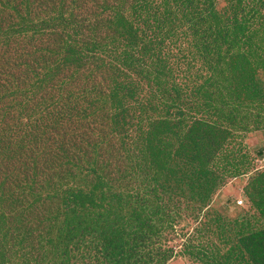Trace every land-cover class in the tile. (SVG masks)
<instances>
[{"label":"trees","instance_id":"trees-1","mask_svg":"<svg viewBox=\"0 0 264 264\" xmlns=\"http://www.w3.org/2000/svg\"><path fill=\"white\" fill-rule=\"evenodd\" d=\"M105 1L106 11L111 12L103 21L109 40L96 33L95 24L87 25L85 4L80 0H24L31 10L35 3L40 4L42 15L47 16L44 29L55 40L52 47L68 51L64 64L79 71L84 67L108 85L99 99L111 104L109 110L122 114L107 116L111 126H116L108 130L124 137L127 153L132 128H136V151L125 154L130 164L123 171L137 174L141 168L145 186L118 185L115 189L101 176L77 186L48 180L42 193H32V209L22 199L0 202L8 209L4 215L0 213V224L5 221L4 229L0 227V264H81L87 258L95 264H166L174 251L156 248V243L163 236L164 224L177 213L180 201L174 196L190 193L204 202L222 186L223 176L211 165L227 150H222L226 136L230 131L248 130L249 116H242L241 109L264 107L258 78L264 69V15L260 14L264 0H227L228 16L220 15L216 0ZM3 6V13L9 10L8 4ZM257 22L262 26V38ZM168 40L179 51L191 53L195 63L185 71L184 84L176 82L175 64H169L163 53ZM23 55L16 65L25 63L21 62ZM32 72L33 86L42 88L46 78L38 70ZM15 79L21 82L20 76L0 64V161L12 160L16 152L7 126L17 116L27 119L23 114L33 111L19 105L16 98L10 100L19 87L10 81ZM63 84L67 86L68 81ZM53 86L54 94L66 89ZM133 101L135 108L130 106ZM93 106V115L105 109L97 103ZM33 113L30 119L35 118ZM48 129H53L49 137L55 143L66 139H59V126L45 117L35 122L28 117L25 130L29 136L37 137ZM103 133L108 134L105 129ZM18 180V187L28 195L22 183L29 186V182L21 175ZM251 185L256 196L250 195V200L264 213V174ZM4 186L0 184V189ZM168 195L169 202L164 203ZM38 218L43 229L34 232L27 224ZM22 220L15 234V224ZM240 231L237 247L222 256L201 249L194 257L202 264H264V230ZM31 234L37 241L25 245Z\"/></svg>","mask_w":264,"mask_h":264},{"label":"rangeland","instance_id":"rangeland-1","mask_svg":"<svg viewBox=\"0 0 264 264\" xmlns=\"http://www.w3.org/2000/svg\"><path fill=\"white\" fill-rule=\"evenodd\" d=\"M80 1L85 4L83 12L88 19L87 25L95 24L96 33L107 38L105 35L109 36V31L103 25V21L111 16V12L106 11L107 1ZM113 1L108 0L110 3ZM4 4L9 5V10L4 13L0 11L2 22L0 64L8 72L12 71L21 77V82L16 79L10 80L19 86L17 94L10 100L16 98L23 108L33 110L23 114L25 118L29 117L30 121L35 122L40 117H45L50 124L55 127L58 125L59 139L62 140V137L66 139L57 141L56 144L53 137L52 139L49 137L53 129L43 130L37 137L29 136L25 130L27 119L19 116L9 123L8 138L15 143L16 152L12 160L0 161V184H5L0 189V202L3 204L7 199H22L32 209V193H42L48 180L69 181L77 186L80 182L85 183L87 179L93 180L96 176H101L115 189L118 185L123 188H143L146 175L141 168H137V174L123 171L130 164L126 162V155H132L136 151L133 145L136 128H132L133 136L130 138V150L127 153L124 150V137L116 136L113 132L110 134L108 130L110 128L114 130L116 126H111L107 116L122 114L109 110L111 104L99 99L100 94L108 90L103 78H98L96 73L89 74L84 67L79 71L64 64L68 51L52 47L51 43L55 40L53 36L48 38L50 31L44 29L47 16L42 15L39 3H35L34 10H31L24 0H0V10H6ZM215 5L220 15L228 16L231 13L229 6L225 8L228 5L227 0H216ZM78 14L79 19L83 21L82 11ZM260 14L264 15V7L260 8ZM38 16L41 18L38 19ZM256 28L259 29L262 38L260 22H257ZM18 31H21L22 35ZM61 31L62 28L59 34ZM154 40L158 41L155 38ZM168 41L163 47V53L168 56L169 64H175L176 82L184 84L187 76L185 71L195 63L192 62L191 53L179 51ZM112 49L113 46L108 51ZM33 52L36 53L30 57L29 54ZM22 53L24 55L21 62L25 63L21 66L16 65L17 58ZM86 65L91 66L88 63ZM53 66L57 68L55 71ZM33 70H38L46 78L47 81L42 88L33 86ZM258 78L264 91V69L259 71ZM64 81H68L67 86L63 84ZM53 84L66 89L63 91L58 89L54 94ZM141 98L142 95L139 96V99ZM93 103L105 109H99L96 115H93L95 110ZM130 106L135 108V101ZM18 108L20 109L19 106ZM87 110L88 112L83 114V111ZM34 111L35 118L30 119ZM241 111L242 116H249L248 130L230 131L232 133L226 136V144L222 148L227 150L211 165L212 170L223 176V185L204 202L199 196L192 197L190 193L187 196H174L176 201H180L176 206L175 221L172 218V221L164 224L163 236L156 243V248L163 246L174 251V255L166 264H202L201 259L194 257L201 249L222 256L231 248L237 247L242 237L240 230L245 234L264 230V213L260 212L261 209L256 207L249 197L256 196L253 194L255 189L251 182L264 174V163L255 161L260 152L264 153V107L243 108ZM98 118L103 121L102 124ZM104 129L108 133L106 137ZM107 165L109 167L103 168ZM132 165H135V162ZM9 175L14 177V180ZM20 175L29 182V186L22 183V187L28 189V195L18 187ZM6 178H9L7 183ZM150 183L156 184L154 181ZM164 200V203H168L169 195ZM0 206L3 207L0 210L2 215L8 212L7 206ZM4 222L0 224L2 229ZM22 222L23 220L15 224V234L18 233L17 228ZM27 225L35 232L43 229L44 224L38 218ZM54 227H58L57 224ZM28 238L29 241L25 245L37 241L33 234ZM81 264L95 263L87 258Z\"/></svg>","mask_w":264,"mask_h":264},{"label":"built area","instance_id":"built-area-1","mask_svg":"<svg viewBox=\"0 0 264 264\" xmlns=\"http://www.w3.org/2000/svg\"><path fill=\"white\" fill-rule=\"evenodd\" d=\"M255 161H256V163L263 164L264 163V153L261 156H257ZM238 202L241 203L242 201H238Z\"/></svg>","mask_w":264,"mask_h":264}]
</instances>
